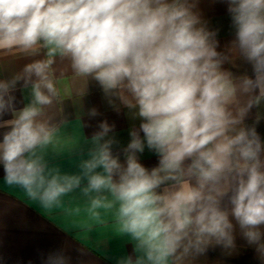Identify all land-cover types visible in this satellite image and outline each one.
Listing matches in <instances>:
<instances>
[{
	"label": "clouds",
	"instance_id": "clouds-1",
	"mask_svg": "<svg viewBox=\"0 0 264 264\" xmlns=\"http://www.w3.org/2000/svg\"><path fill=\"white\" fill-rule=\"evenodd\" d=\"M212 3L229 19L223 46L201 0H0V50L26 60L0 73L4 184L48 214L78 193L80 230L110 223L123 241L105 245L108 264H199L241 248L264 264V0ZM68 69L85 87L56 115ZM109 112L132 121L126 140ZM73 121L90 134L64 153ZM73 239L37 247L38 264H91Z\"/></svg>",
	"mask_w": 264,
	"mask_h": 264
},
{
	"label": "crops",
	"instance_id": "crops-1",
	"mask_svg": "<svg viewBox=\"0 0 264 264\" xmlns=\"http://www.w3.org/2000/svg\"><path fill=\"white\" fill-rule=\"evenodd\" d=\"M201 8L205 17L213 27H220V41L223 46L230 39L229 19L225 11V6L219 3L213 4L212 0H201ZM26 60L17 50L11 52L0 50V73L8 74L17 70ZM60 89V99L53 111L59 115L63 111H72L77 106L79 98L74 95L75 90L85 87L84 81L72 79L71 70L68 69L65 79L57 85ZM91 103L103 105L98 94L88 98ZM110 119H116L118 126L122 130L121 135L126 140V129L132 121L123 117H116L115 114L108 113ZM261 133H264V125H261ZM90 134V130L83 129L82 125L73 121L66 126L59 137L57 148L64 153H68L72 147L78 143L84 135ZM143 162L146 165L156 163L155 157L145 155ZM65 166L68 161L64 160ZM65 205L54 210L52 214L44 212L34 202L28 201L19 190L9 189L3 181V170L0 167V264H15L18 257H22L25 264L32 259L33 264H38L35 259V249L37 247L49 248L66 244L75 246L74 237L79 243L91 248L94 252L91 264H108L101 257L105 245L112 253L121 250L123 241L118 238L110 223L95 226L91 230H80L86 222L83 212L75 214L72 210L76 206H83V201L78 193H73L65 197ZM131 251V246H128ZM199 264H255L251 251L238 249L237 253L230 258L221 256L218 252H210L208 257L201 258Z\"/></svg>",
	"mask_w": 264,
	"mask_h": 264
}]
</instances>
